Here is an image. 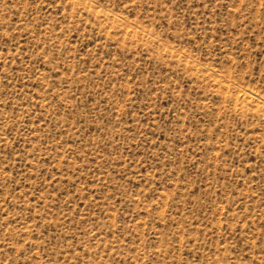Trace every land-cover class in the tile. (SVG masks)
Wrapping results in <instances>:
<instances>
[{"label":"rangeland","instance_id":"rangeland-1","mask_svg":"<svg viewBox=\"0 0 264 264\" xmlns=\"http://www.w3.org/2000/svg\"><path fill=\"white\" fill-rule=\"evenodd\" d=\"M0 264H264V0H0Z\"/></svg>","mask_w":264,"mask_h":264}]
</instances>
